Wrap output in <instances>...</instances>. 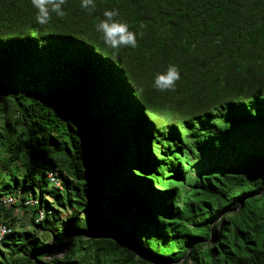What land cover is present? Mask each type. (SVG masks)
<instances>
[{
  "label": "trees",
  "instance_id": "trees-1",
  "mask_svg": "<svg viewBox=\"0 0 264 264\" xmlns=\"http://www.w3.org/2000/svg\"><path fill=\"white\" fill-rule=\"evenodd\" d=\"M94 2L0 0V264H264V0Z\"/></svg>",
  "mask_w": 264,
  "mask_h": 264
},
{
  "label": "clouds",
  "instance_id": "clouds-1",
  "mask_svg": "<svg viewBox=\"0 0 264 264\" xmlns=\"http://www.w3.org/2000/svg\"><path fill=\"white\" fill-rule=\"evenodd\" d=\"M32 6L37 10L35 20L40 25L49 23L54 13L57 17L63 18L65 12L63 6L66 0H31ZM81 7L94 10V0H81ZM104 19L96 24V31L102 34V40L106 46L118 50L121 47H137L136 33L129 30L128 24L117 19L119 12L116 9L105 10ZM143 27V25H141ZM142 36L143 33H140ZM180 71L174 64H169L166 71L158 72L154 76V87L160 91L175 90L176 82L180 79ZM143 91V89H139Z\"/></svg>",
  "mask_w": 264,
  "mask_h": 264
},
{
  "label": "built area",
  "instance_id": "built-area-1",
  "mask_svg": "<svg viewBox=\"0 0 264 264\" xmlns=\"http://www.w3.org/2000/svg\"><path fill=\"white\" fill-rule=\"evenodd\" d=\"M51 183L56 186V187H60V181L58 180V178L56 177L55 173L50 172L48 175ZM24 202L26 206L29 207H37L39 206V202L32 197H23ZM18 201H20L19 198L13 196V195H8L4 198H2V205L6 206V207H10L12 205H15L18 203ZM44 218V212L42 211V209L39 210L38 213V220H42ZM12 232V229L5 223H0V246L2 244V241L4 240V238L10 234Z\"/></svg>",
  "mask_w": 264,
  "mask_h": 264
},
{
  "label": "rangeland",
  "instance_id": "rangeland-1",
  "mask_svg": "<svg viewBox=\"0 0 264 264\" xmlns=\"http://www.w3.org/2000/svg\"><path fill=\"white\" fill-rule=\"evenodd\" d=\"M197 172H198V169H196L195 167H193V174H197ZM15 215L18 218V222L16 223V229L17 230H20L23 226H26L27 227V223H28V220H29V216H27L26 213H24L20 209H15ZM82 216H83V214H82ZM98 237L99 238H105V234L103 232H98ZM47 244L49 246L54 245V239L48 237ZM54 250H55V248L52 249V251H54Z\"/></svg>",
  "mask_w": 264,
  "mask_h": 264
},
{
  "label": "water",
  "instance_id": "water-1",
  "mask_svg": "<svg viewBox=\"0 0 264 264\" xmlns=\"http://www.w3.org/2000/svg\"><path fill=\"white\" fill-rule=\"evenodd\" d=\"M133 248H135L133 245H131Z\"/></svg>",
  "mask_w": 264,
  "mask_h": 264
}]
</instances>
